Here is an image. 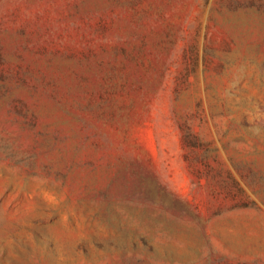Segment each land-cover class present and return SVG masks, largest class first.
Returning a JSON list of instances; mask_svg holds the SVG:
<instances>
[{
  "label": "rangeland",
  "instance_id": "obj_1",
  "mask_svg": "<svg viewBox=\"0 0 264 264\" xmlns=\"http://www.w3.org/2000/svg\"><path fill=\"white\" fill-rule=\"evenodd\" d=\"M0 264H264V0H0Z\"/></svg>",
  "mask_w": 264,
  "mask_h": 264
}]
</instances>
